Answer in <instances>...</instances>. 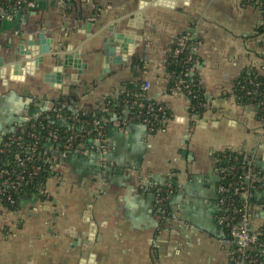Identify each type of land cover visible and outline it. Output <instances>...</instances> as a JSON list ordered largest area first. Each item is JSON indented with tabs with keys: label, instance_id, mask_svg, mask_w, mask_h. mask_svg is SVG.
<instances>
[{
	"label": "crops",
	"instance_id": "1",
	"mask_svg": "<svg viewBox=\"0 0 264 264\" xmlns=\"http://www.w3.org/2000/svg\"><path fill=\"white\" fill-rule=\"evenodd\" d=\"M156 1L37 0L3 19L5 66L18 61L24 41L45 33L54 48L81 52L86 67L81 74L63 71L60 88L44 80L55 67L50 54L35 74L0 77V143L63 97L70 108L91 112L106 97L135 93L144 83L147 96L165 103L173 117L151 134L140 123L122 133L109 116L103 147L58 159L47 199H26L17 211L0 203V264L230 263L229 230L217 220L215 154L244 152L264 170V124L255 106L240 105L233 94L244 69L264 65L262 15L248 0ZM183 32L201 39L197 72L208 99L202 116L190 113L184 95L167 93L164 63ZM119 33L135 40L132 52L106 63L102 45ZM170 179L175 191L163 215L148 188ZM254 200L264 202V193ZM253 220L254 228L264 225V210Z\"/></svg>",
	"mask_w": 264,
	"mask_h": 264
},
{
	"label": "trees",
	"instance_id": "2",
	"mask_svg": "<svg viewBox=\"0 0 264 264\" xmlns=\"http://www.w3.org/2000/svg\"><path fill=\"white\" fill-rule=\"evenodd\" d=\"M29 1L31 0H25L18 5L16 3V0H0V6L4 10V18L14 15L15 12L26 10L27 2ZM66 1L69 3L73 0ZM248 2L251 5L255 6L264 17V0H248ZM4 18H0V26ZM257 31L259 34H264V25L259 26ZM183 40L184 45H181ZM200 42L201 39L194 37L189 32L181 33L170 45L164 64L166 72L169 75L167 93L172 94L174 93L176 88L180 87V89L183 91V95L189 100L190 113L193 115L202 116L206 110L208 99L206 97L201 77L197 72V67L201 63V58L199 57L196 48ZM255 84L258 85V87H256ZM233 94L235 96L236 102L240 105L255 106L258 112V117L264 124V74H262L256 68L244 69L233 83ZM104 101L110 109H113L117 113H121L122 110L130 108L132 112V119L130 122L132 124H142L145 118H152V113L147 112V107L150 105L153 106V114L157 116L158 120L152 119V123L149 125V127H153L154 129H156V132L157 130L162 129L165 126L162 120H169L173 117L171 110L165 103L149 98L146 91L143 90L137 91L135 93H123L115 98L108 96ZM133 102H136V104H132ZM63 104L69 106L64 97L56 102V108L58 109L57 112H60V115L57 114V112H44L40 118L33 119L28 123H25L24 127L21 130L15 133H9L14 134L15 136L22 137L21 141L24 145H33L35 142H38L36 157L30 161H27V164H25L24 166L14 164L13 155L17 151H20V147H18L15 142L12 145V153L0 155V164L6 163V160L11 159L10 167H12V169H16V171H20L22 169H27L29 171V169H31L33 165H38L41 167L40 171L34 174L32 177H29V173L27 171L26 181H23V183L16 190L10 191L11 198L14 201L13 205L6 199L7 196H0V203L11 211H17L18 209H20L21 204L24 200L30 199L32 197H36L40 200L47 199V195L44 192V189L48 179L54 173H52L53 160H51V163H46L44 161L47 159V157H52L49 153H46V146L48 144L46 142V138L50 137V134L55 131L62 137L63 142L70 136L69 131L71 130V128H73L74 130H78V128L81 127L80 125H78V123H75L71 120H69L71 126L69 131L67 130V128L63 127V119L73 115V112L70 108L66 106L62 107ZM140 105L145 107H140ZM160 107H162V109H160ZM79 114L83 115L82 118L88 120L89 122H92L95 119L109 118L108 113L101 110H93L87 114L79 112ZM88 129L92 130V127L89 126ZM32 134L37 135L39 137V140L33 139L31 137ZM83 134V137H78V139L74 141V147H78L79 144H83V146L88 149L94 145L93 138L95 137V134L93 135V133H87L86 131ZM53 145L55 146V144ZM246 156L249 155L244 152L233 150H225L215 154L217 168L226 169L234 167V170L231 174L223 173L221 175V179L216 186L217 189L222 186L227 187L231 182L238 181V178L242 176L243 173L249 168L248 161L245 158ZM253 167L255 168V171L259 176L264 175V170H262V168H260L256 164L255 166L253 165ZM169 184H172L174 193V180L170 179ZM162 187L167 188V185H163ZM261 192L264 193V187L263 190L260 191V193ZM217 196L219 198H222V195L220 193H217ZM223 196L228 199H234L232 201V204H234L236 207H241L243 204V201L240 199V197L237 195H233L231 191L224 194ZM253 202L257 203L254 198ZM260 204H264V202ZM170 211V199H168L167 212L169 213ZM258 238L259 243L263 244L264 225L260 228V235ZM251 254H256L259 257L258 263L255 264H264V254H261L260 250L252 252ZM229 264L234 263L230 262Z\"/></svg>",
	"mask_w": 264,
	"mask_h": 264
},
{
	"label": "built area",
	"instance_id": "3",
	"mask_svg": "<svg viewBox=\"0 0 264 264\" xmlns=\"http://www.w3.org/2000/svg\"><path fill=\"white\" fill-rule=\"evenodd\" d=\"M25 0H16V3L19 5ZM37 0H31L27 2V9L34 8L36 6ZM60 3L65 4L68 3L66 0H58ZM3 8L0 6V18H4V12ZM264 25V17L262 16V22L260 26ZM181 45H184V40L182 41ZM262 69L260 72L264 74V65L261 67ZM256 87L258 85L255 84ZM149 88V83H144L143 85V91H146ZM174 93L182 94L183 91L180 89V87L176 88ZM132 104H136V102H133ZM68 107L66 104H63L62 107ZM57 105L55 104L54 107L48 111V112H57L58 109L56 108ZM140 107H145L141 106ZM72 116H68V118L63 119V127L67 128L69 131L71 126L69 123V120L74 121L75 123H78L81 127L78 128V130H74L71 128L69 131L70 136L67 140L62 142V137L55 131H53L50 134V137L46 138L47 144V150L46 153H49L52 157H47L46 160H44L46 163L53 164L52 167V173H54L56 166L58 165V159L65 157L71 153H74L76 151L85 150L86 148L83 146V144H79L78 147H74V141L78 139V137H83V133L85 131L87 133H93L95 134V137L93 138V144L97 145L99 147H103L106 136H105V123L109 120L104 119H95L92 122H89L88 120H85L82 118L83 115L79 114V112H83L84 114H87L89 112L87 111H80L76 109H72ZM162 109V107H160ZM95 110H101L103 112L108 113V116H113L115 118L114 125L115 127L122 133H127L129 130L130 125L132 123L130 122L132 119V112L130 108L124 109L121 111V113L115 112L113 109H110L107 104H105V101L99 106L95 107ZM147 112L152 113V118H145L143 120V125L146 126L151 134L156 133V129L153 127H149V125L152 123L153 120H158L157 116L153 114L154 108L153 106L147 107ZM43 114V113H42ZM42 114L36 118L38 119L42 116ZM57 114L60 115V112H57ZM48 119V118H46ZM170 120V119H169ZM167 119L162 120L163 124L166 126L167 122L169 121ZM30 121V120H29ZM27 121L26 123H28ZM263 123V122H262ZM25 125V123H24ZM86 126V127H85ZM92 127V130H89L88 127ZM164 126V127H165ZM24 127V126H23ZM22 127V128H23ZM163 127V128H164ZM22 128H19L15 131H12L11 133H15ZM162 128V129H163ZM161 130V129H159ZM157 130V132L159 131ZM31 137L35 140H39V137L35 134H32ZM22 137L15 136L14 134H8L5 139L3 138L2 142L0 143V155H4L6 153H12L13 148L12 145L16 142V145L20 147V151L16 152L13 155V163L24 166L27 164V161H30L36 157V151L38 150V142H35L32 144L24 145L22 143ZM55 144V146L53 145ZM63 149V150H61ZM74 149V150H73ZM248 161L249 168L243 173L242 176L238 178V181L231 182L227 187L222 186L218 189L216 188L217 193H220L222 195V198H217V205H218V216L217 220L218 223L224 225L229 230L227 243L231 246L232 250L229 252V258L230 262H233L234 264H255L258 263L259 257L256 254H251L252 252L259 251L261 254H264V243H259V235H260V228H254L253 225V219L256 217L258 212L260 210H264V204L260 203H254L253 198L254 196L259 193L261 190H263L264 187V175L259 176L253 165L255 166L254 158L246 156L245 157ZM10 160H6V163L0 164V196H7L6 199L13 205L14 201L11 198L10 191L16 190L23 181H26V170H20L16 171V169H12L10 167ZM253 164V165H252ZM41 167L38 165H33L31 169L28 171L29 177H32L34 174L38 173L40 171ZM218 170L219 177L221 179V175L223 173L231 174L234 170V167L231 168H222ZM226 174V175H227ZM167 188H163V185H156L151 188H148L149 192L155 193L156 198V209L159 213L163 215H167V201L170 199L172 193H173V186L172 184H169L167 182L166 184ZM232 192L233 195H237L240 197V199L243 201V204L241 207H236L234 204H232V201L234 199H228L224 197L223 195ZM263 226V225H262Z\"/></svg>",
	"mask_w": 264,
	"mask_h": 264
},
{
	"label": "water",
	"instance_id": "4",
	"mask_svg": "<svg viewBox=\"0 0 264 264\" xmlns=\"http://www.w3.org/2000/svg\"><path fill=\"white\" fill-rule=\"evenodd\" d=\"M162 1L159 0L156 1V3L161 4ZM127 34L128 33H119L104 41L102 48L106 63H120L123 60V55H129L132 52V47L130 45H133L135 40L127 37ZM18 50L19 55L17 62H14L10 65L7 63V66H5L2 60H0L1 78H6L7 73H10V75L12 74L14 78H21L22 76H26L27 73L31 75L35 74L36 68L39 65L44 64V56L46 54H50L52 58L56 59V61L55 67H52V69L49 68L44 74V80H50L52 83H54V86L59 88L63 86V71L75 69L79 74H81L83 69L86 67L82 63L80 56L82 55L81 52L75 51L72 47H65L63 50L58 47L54 48L53 39L48 38L45 33H40L36 38L31 36L27 41H24L19 46ZM23 62L25 64L26 72L21 70L23 67ZM106 71L109 70L106 69ZM24 73L26 74L24 75ZM65 91L67 94L68 91Z\"/></svg>",
	"mask_w": 264,
	"mask_h": 264
},
{
	"label": "rangeland",
	"instance_id": "5",
	"mask_svg": "<svg viewBox=\"0 0 264 264\" xmlns=\"http://www.w3.org/2000/svg\"><path fill=\"white\" fill-rule=\"evenodd\" d=\"M11 132H12V131H11ZM11 132H10V133H11Z\"/></svg>",
	"mask_w": 264,
	"mask_h": 264
}]
</instances>
